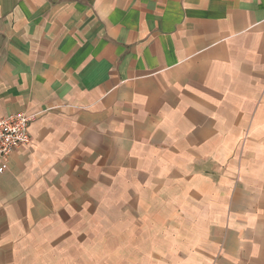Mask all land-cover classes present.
I'll return each mask as SVG.
<instances>
[{
    "label": "crops",
    "instance_id": "1",
    "mask_svg": "<svg viewBox=\"0 0 264 264\" xmlns=\"http://www.w3.org/2000/svg\"><path fill=\"white\" fill-rule=\"evenodd\" d=\"M12 113L31 142L0 173V264L111 211L185 264H264V0H0Z\"/></svg>",
    "mask_w": 264,
    "mask_h": 264
},
{
    "label": "rangeland",
    "instance_id": "2",
    "mask_svg": "<svg viewBox=\"0 0 264 264\" xmlns=\"http://www.w3.org/2000/svg\"><path fill=\"white\" fill-rule=\"evenodd\" d=\"M104 216L89 221L88 237L73 240L63 254L45 255L41 264H185L168 246V231L159 220L136 225L133 217L124 221L113 211Z\"/></svg>",
    "mask_w": 264,
    "mask_h": 264
},
{
    "label": "built area",
    "instance_id": "3",
    "mask_svg": "<svg viewBox=\"0 0 264 264\" xmlns=\"http://www.w3.org/2000/svg\"><path fill=\"white\" fill-rule=\"evenodd\" d=\"M31 119L25 113L0 118V173L8 168L11 153L31 142L28 126Z\"/></svg>",
    "mask_w": 264,
    "mask_h": 264
}]
</instances>
